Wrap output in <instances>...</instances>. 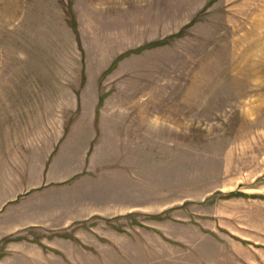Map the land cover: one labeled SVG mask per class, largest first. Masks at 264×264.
<instances>
[{
	"label": "rangeland",
	"instance_id": "rangeland-1",
	"mask_svg": "<svg viewBox=\"0 0 264 264\" xmlns=\"http://www.w3.org/2000/svg\"><path fill=\"white\" fill-rule=\"evenodd\" d=\"M0 264H264V0H0Z\"/></svg>",
	"mask_w": 264,
	"mask_h": 264
},
{
	"label": "crops",
	"instance_id": "crops-1",
	"mask_svg": "<svg viewBox=\"0 0 264 264\" xmlns=\"http://www.w3.org/2000/svg\"><path fill=\"white\" fill-rule=\"evenodd\" d=\"M65 180H67V178H65Z\"/></svg>",
	"mask_w": 264,
	"mask_h": 264
}]
</instances>
